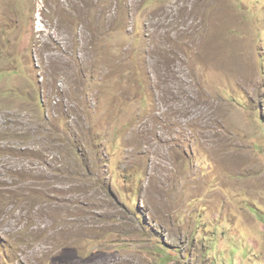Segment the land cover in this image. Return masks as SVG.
Wrapping results in <instances>:
<instances>
[{
    "label": "rangeland",
    "instance_id": "1",
    "mask_svg": "<svg viewBox=\"0 0 264 264\" xmlns=\"http://www.w3.org/2000/svg\"><path fill=\"white\" fill-rule=\"evenodd\" d=\"M0 264H264V0H0Z\"/></svg>",
    "mask_w": 264,
    "mask_h": 264
}]
</instances>
